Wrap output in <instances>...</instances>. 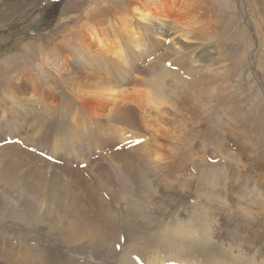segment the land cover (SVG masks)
I'll return each instance as SVG.
<instances>
[{
	"label": "rangeland",
	"instance_id": "rangeland-1",
	"mask_svg": "<svg viewBox=\"0 0 264 264\" xmlns=\"http://www.w3.org/2000/svg\"><path fill=\"white\" fill-rule=\"evenodd\" d=\"M171 1H176L175 4L180 6L183 0H163V3L167 5L166 2ZM129 2L132 1L0 0V131L5 132L3 126L9 121L7 116L3 122L1 113L12 108L11 98L14 96L28 97L31 90L35 89V97L46 99L47 102L43 107L39 105L40 109L33 101L26 108L21 102L18 106L21 107V112L19 115L12 112L15 115L13 118L11 113H4V117L10 115L13 120V132L16 136H8L9 142L7 138L0 137V174L7 164L2 160L8 162L10 159L1 156L12 144L18 153H22V149L34 153L36 149L61 161L53 164L34 153L31 160L21 156L25 163L16 161L15 166L7 168L14 171L16 179L12 191L23 192L28 176L35 180L37 188H33V199L31 195L27 199L31 212H18L0 201V247L7 243L15 246L16 238L20 236L23 244L31 247L33 244L37 245L39 252H42L40 247L44 248L45 256L49 257L45 261L47 264H85L84 261L90 264L91 261L76 255L80 249L68 244L58 233H51L49 222L56 221L54 218L60 212L59 217L66 216L67 209L52 210L58 206L53 205L57 200L44 196L46 199L42 204L46 209L38 211V204L40 206L41 202L34 198L37 195L41 197L50 188L48 183L41 182L48 174L58 179L60 186L65 183L61 189L67 193L70 191L71 196L81 198L84 195L79 213L80 219L87 220L79 229L82 228L81 232H88L90 237L84 236L79 242L91 238L92 243H95L93 245H97L95 248H99L97 251L95 249L97 259L91 264H126L131 260L146 264L147 257L153 258L160 254L162 256L159 255L158 259L165 256L166 259L168 255L183 248V257L180 254L177 256L182 257L178 260L180 262L193 258L195 261L192 259L190 262L194 264H220V261L221 264H236L233 263L234 258L239 257V264H261L259 262L264 260V181L260 183L259 180L264 179V70L257 65L261 40L255 33L250 8L241 4L240 0H204V6L212 16L206 20H210L213 26L211 36L215 38L212 40H187L171 32L168 25L152 23L141 24V27L133 20L134 32L140 33L142 40H149V48L146 47L143 51L139 46L134 48L130 44L125 46L126 44L120 43V51L123 52L118 57L123 63L119 64L102 58L95 35L103 37L104 50L114 49L117 38L112 36L115 33L111 31L110 22L112 19L119 23L124 14L121 12L122 7L129 5ZM157 3L147 2V7H156L163 15L170 13L167 11L169 6L161 8ZM104 12L108 13L102 17ZM126 13L131 14L128 11ZM116 36L120 41L128 40L125 34ZM92 57L103 61L100 64L94 63ZM179 59L181 62L187 59L188 62L181 63ZM259 59L260 63L264 62V50H261ZM205 71L209 72L206 74ZM71 77H79V82L95 85L94 91L97 93L101 92V88H112L135 100L128 101V104L135 112L148 117L150 133H153L152 130L157 131L160 139L157 144L159 149L163 148V152L161 149L159 151L162 155L164 153L163 157L166 156L165 162L160 166H152L149 153H154V146L142 147L140 144L143 142L134 145L135 139L130 134L124 135L126 140L115 146L114 143L110 144L112 140L109 137L107 142L102 139L108 136L107 131L99 130L104 127L102 125L93 126L89 136L82 135L83 128L77 129L76 127H80L77 123L69 126L67 120L76 106L74 102H71L72 105L65 104L71 98L68 95H72L73 89H76L75 85L69 84L75 81ZM194 82L196 86L193 85ZM197 86H200V90ZM47 91L51 94L49 98L44 95ZM53 98L61 99V104L53 102ZM101 98H95L91 104L109 108L111 101ZM211 99L214 103H211ZM49 103L60 106L54 116L46 113ZM233 104L246 130L242 129V123H231L229 117H226V109ZM13 106L17 105L13 103ZM192 107L196 109V113H190L189 108ZM161 115L167 117L174 131L167 133V136L157 128ZM38 126L45 133L32 141V133ZM140 126L141 124L135 130L138 131ZM230 129H234V132H230ZM13 132H8L5 136ZM78 132L80 137L75 138ZM93 132H97L100 137ZM243 135L247 137L246 143L250 142L248 149L233 141L244 142ZM252 153L259 156L260 161L256 164L260 168L249 173L245 166L251 162ZM27 162L33 165H27ZM83 163L85 167L80 168L79 165ZM32 166L33 173L24 174ZM77 177H81L80 180L83 178V183H78ZM71 179L76 183L72 184L74 181ZM85 184L92 190L87 191ZM3 194L0 197L8 200L9 196ZM47 199L54 201L49 202ZM104 206L107 207L103 209ZM34 212H39L37 219L33 217ZM46 215L50 216L49 219H44ZM16 216L23 217L22 221H13ZM45 220L48 221L45 223ZM184 226L186 229L194 227L192 230L196 228L200 232L208 231V240L190 238L193 241L190 246L189 240L178 239L183 244L180 248L177 245V248L170 247V244L164 242L166 233L168 236L170 233L171 236H176L174 233ZM165 251L171 253L166 254ZM64 259L66 261L63 263ZM0 264L14 263L1 254Z\"/></svg>",
	"mask_w": 264,
	"mask_h": 264
},
{
	"label": "bare ground",
	"instance_id": "bare-ground-1",
	"mask_svg": "<svg viewBox=\"0 0 264 264\" xmlns=\"http://www.w3.org/2000/svg\"><path fill=\"white\" fill-rule=\"evenodd\" d=\"M132 2L127 5L126 7H122V11L124 14H123V17L121 19H119V23H117L116 21H113L111 19V22L110 24L112 25V32L115 33L113 34L112 36L116 37L117 39V43H116V47L113 49H108V50H104L102 48V46L104 45L103 44V37L100 38L98 37L97 35H95V38L98 39V46H99V49H98V52H101V55H102V58L103 59H111L113 60L115 63H119V64H122L123 63V60L118 57V55L120 53H122L123 51H120L122 48L120 46V43H124L126 44L125 46H128L129 44L132 46V47H140L143 51H145L147 48H149V40H142V36L140 33L138 32H134L133 30V20L135 22H137V24H139V26H143V25H150L152 23H155V24H158L160 26H169L171 28V32L173 31V33H177L180 37H183L185 39H200V40H212V38L214 36H211V34H213V26L211 25V22L210 20L208 22H206L207 19H210L212 18L211 14L209 15L208 11H207V8L204 6V0H183L182 3L179 5H176L175 2L176 1H171V2H166L167 5H165V3H163V0H131ZM153 1H156L158 2L156 5H159L161 8H165V6H169V11L170 13L167 12V15H163V14H160L156 7H151V8H148L147 7V2H153ZM239 1V0H238ZM206 2V1H205ZM240 3H244L247 7L250 8V12L252 13L254 19L253 20V23L255 24V33L257 34L259 40H261V50H264V0H240ZM240 4V5H241ZM173 5L174 6V10H173ZM209 5V4H208ZM239 5V4H238ZM240 7V6H239ZM244 7V5H243ZM98 12V10H95ZM117 11V10H116ZM119 11V10H118ZM131 12V14L129 15H126L127 13L126 12ZM160 11V10H159ZM211 11V10H210ZM209 11V12H210ZM115 12V11H114ZM120 12V11H119ZM118 12V13H119ZM108 12H104L102 13V17L105 16ZM116 13V12H115ZM211 13V12H210ZM110 15V14H109ZM112 15V14H111ZM110 15V16H111ZM121 15V14H120ZM128 16V17H126ZM246 16V15H245ZM108 17V16H107ZM125 18V19H124ZM107 19V18H106ZM143 24V25H141ZM164 28V27H163ZM135 29V28H134ZM166 30V29H165ZM116 31H119L120 33L116 32ZM244 32V31H243ZM136 33V34H135ZM172 33V34H173ZM116 34H125V36H127L128 40L127 41H120L119 37L116 36ZM173 34V36H174ZM245 38H247V34L244 33L243 34ZM161 36V35H160ZM206 36V37H205ZM175 38L177 37V35L174 36ZM146 38V37H145ZM215 38V37H214ZM149 39V38H148ZM172 39V38H171ZM174 39V38H173ZM115 40V41H116ZM170 40V39H169ZM177 40V39H176ZM186 40V41H187ZM183 41V40H182ZM184 41V42H186ZM195 41V40H194ZM193 41V42H194ZM179 43V41H176ZM188 42V41H187ZM191 42V44L193 43ZM198 42V41H196ZM207 42V41H206ZM183 43V42H182ZM203 43V42H202ZM247 43H249L247 41ZM123 44V45H124ZM174 44V43H172ZM181 44V40H180V43ZM163 45V44H162ZM174 46V45H173ZM179 46V45H178ZM182 47V44L180 45ZM97 47V46H96ZM147 47V48H146ZM190 47V46H189ZM86 48V47H85ZM146 48V49H145ZM153 48V46H152ZM169 48H170V45H169ZM178 48V47H177ZM180 48V47H179ZM145 49V50H144ZM87 50V48H86ZM260 50V49H259ZM261 50L257 53V57H258V60H257V65L259 67H261L263 70H264V62L260 63V57H261ZM168 52V51H167ZM177 52V51H176ZM180 52V51H179ZM108 54H111V55H115V56H110ZM179 54V53H178ZM181 54V52H180ZM188 54V53H187ZM186 54V55H187ZM117 55V56H116ZM162 55V54H161ZM177 55V54H176ZM158 56V55H157ZM156 56V57H157ZM163 56H165L163 54ZM188 56V55H187ZM116 59H115V58ZM185 57V56H184ZM166 58V57H165ZM175 58V57H174ZM118 59V60H117ZM151 59V58H150ZM183 59V58H182ZM189 59V58H187ZM187 59H184L183 62H181V60L179 62L181 63H185L186 61L188 62ZM92 62L94 63H98L100 64V61H103L99 58V60L97 59V57H92L91 58ZM159 60V59H158ZM162 60V58H161ZM178 60V59H177ZM150 61V60H149ZM174 61V60H172ZM190 61V60H189ZM151 62V61H150ZM177 63V62H176ZM150 64V63H149ZM160 64V63H159ZM179 64V63H178ZM189 64V63H188ZM118 65V64H117ZM157 65V64H156ZM183 65V64H182ZM181 65V66H182ZM190 65V64H189ZM188 66V68H190ZM121 66V65H120ZM149 66V65H148ZM175 66V65H174ZM180 66V67H181ZM183 67V66H182ZM185 67V66H184ZM179 68V67H178ZM194 68V67H193ZM126 70V68H125ZM213 71V70H212ZM209 72V71H208ZM207 72V73H208ZM167 73V71H166ZM202 73V72H201ZM206 73V71H205ZM206 73V74H207ZM171 75V74H169ZM201 75V74H199ZM203 76V75H201ZM206 76V75H205ZM207 77V76H206ZM209 77V76H208ZM79 77H71L70 79L72 80H75V81H71L70 86H76V89H73V94L72 95H68L70 96V100H67L65 102L66 105H72L71 102L75 103L76 106L74 107V110H72L70 112V116L67 120V124L70 126V124H74V123H77L78 125H80V127H76L77 129H82L83 128V132H82V135H86V136H89V131L93 128V126L95 125H102L104 127H101L99 130L102 132L104 131H107L106 133H108V136H106V138H102L104 139L105 142H107V138L109 137L110 140H112V142L110 144H115V146H119L121 145L119 142L120 141H124L126 140L125 136L126 134H130L131 136L134 137L135 140L137 139H141L143 143H141L140 145L142 147H147L149 145H152L154 146L153 147V150H154V153H149L150 154V159L152 160L153 162V165L156 166H160L162 165L161 163L165 162L164 158L166 157H163V155L160 153V149H159V145L157 144L158 142V139H159V136H158V133L157 131L155 132L154 130L153 133H150V131L148 130L149 126L147 125V122H148V117L147 116H144L141 112L140 113H137L134 111V109L128 104V101L131 102H135V100H132V98H130L129 96H126L120 92H118V90H115V89H112V88H101V92L100 93H97L94 91V88H95V85L93 84H85V83H82V82H79L78 80ZM86 78H88L86 76ZM201 78V77H199ZM213 78V77H212ZM264 78V77H263ZM165 79V78H164ZM208 79V78H207ZM169 80V79H168ZM202 80V79H201ZM206 80V79H205ZM211 80V79H210ZM67 81V80H65ZM78 81V82H77ZM207 81V80H206ZM196 82H194V86ZM67 84H68V81H67ZM66 84V85H67ZM190 84V83H189ZM192 84V83H191ZM200 84V81L198 83V85ZM207 84V83H205ZM65 85V86H66ZM206 86V85H205ZM203 85V87H205ZM192 86H190L191 88ZM198 89L200 86H197ZM69 89H72V87H68ZM195 88V87H194ZM193 88V89H194ZM192 89V90H193ZM202 89V87H201ZM51 90V89H50ZM196 90V88H195ZM200 90V89H199ZM121 91V90H120ZM191 91V90H190ZM192 92V91H191ZM197 92H199L197 90ZM215 92V91H214ZM216 93V92H215ZM214 93V94H215ZM44 95L46 97H51V94L50 92H45ZM202 95V94H201ZM209 96L211 94H208ZM206 96V95H204ZM203 96V97H204ZM101 98V97H105L108 101H111L110 103V107L109 108H106L105 109V106L103 105H98V106H94L93 104H91V102L95 99V98ZM116 97V98H115ZM202 97V96H200ZM213 97V96H212ZM211 97V98H212ZM226 97V96H225ZM196 98V96H195ZM199 96L197 95V98L198 99ZM13 100V103H15L17 106L14 107L13 106V103L11 102V105H12V108H9V110L6 112H3L1 113V118L3 119V122L6 121V117L8 116L9 118V121L8 122H5L3 128H4V131L5 132H2L0 131V137L1 138H7L8 136H16L14 134V122L13 120L10 118V115H6L4 117V113H11V117L13 118L15 114H20L21 112V107H18L19 104L21 102H23V106L26 108L28 106L31 105L32 101L33 103H35L36 106H38V109H40L39 105L40 106H44L45 104H47L46 102V99H37L35 97V89H32L31 90V93L28 94V97H24V98H18L16 96H14L13 98H11ZM102 99V98H101ZM100 99V100H101ZM165 99V98H164ZM194 99V100H196ZM205 99V98H204ZM213 99V98H212ZM211 99V103H214L212 102L213 100ZM216 99V98H215ZM103 100V99H102ZM157 100V99H156ZM193 100V101H194ZM208 100V98H207ZM210 100V99H209ZM208 100V101H209ZM61 99H57V98H53V102L55 103H59L61 104ZM184 101V100H183ZM189 101V100H188ZM191 101V99H190ZM200 101V99H199ZM216 101V100H214ZM102 102V101H100ZM159 102V100H158ZM155 103V102H154ZM164 103V102H163ZM209 103V102H207ZM231 103V102H229ZM228 103V104H229ZM150 104V103H149ZM183 104V103H182ZM188 104V103H187ZM224 104V103H223ZM232 104V103H231ZM155 105V104H153ZM159 105V104H158ZM207 105V104H206ZM206 105H203L204 107ZM227 105V104H225ZM185 106V105H184ZM193 106V105H191ZM190 106V107H191ZM213 106V105H211ZM177 107V106H175ZM197 107V106H196ZM202 107V108H204ZM60 106L57 105V104H51L49 103L48 104V108H47V112L46 113H50L52 114L53 116L57 114L58 110H59ZM154 108V107H153ZM172 108V107H171ZM184 108V107H183ZM186 108V107H185ZM207 108V107H206ZM161 109V108H159ZM187 109V108H186ZM185 109V110H186ZM191 111L190 113H196V109L194 107L192 108H189ZM225 109V108H224ZM199 110V108H198ZM205 110V109H204ZM209 110V109H208ZM163 111V110H162ZM210 111V110H209ZM225 111V110H224ZM14 112V113H12ZM205 112V111H203ZM208 112V111H207ZM228 114L226 115V117H229V121L231 123H242L240 117H239V114L237 112V109L236 107L234 106H228V108L226 109L225 113ZM177 114V112H175ZM25 114V110L23 109V114ZM185 114V113H184ZM214 114V113H213ZM21 115V116H22ZM146 115V114H145ZM159 115V114H158ZM166 115V114H165ZM171 116V115H170ZM154 117V116H153ZM180 117V116H179ZM36 118V117H34ZM169 118V117H168ZM185 118H189V117H185ZM154 119V118H152ZM172 119V118H171ZM141 124L140 127H138V131L135 130V128ZM158 124L157 125V128L159 131H161L163 133L164 136H167L166 134L167 133H172L174 132L173 129L171 128L170 126V122L168 121L167 117L161 115L159 118H158ZM242 129L243 130H246L244 124L242 123L241 125ZM21 129V128H20ZM154 129V128H153ZM8 132H13V133H10L9 135L5 136ZM230 132H234V129H230ZM45 133V130L38 126V127H35L34 128V131L32 133V141L33 139H38L41 135H43ZM105 133V134H106ZM94 135L96 136H99V134L97 132H93ZM175 135V134H174ZM174 135H171V137H174ZM4 136V137H3ZM80 135H79V132L75 135V138H79ZM100 137V136H99ZM56 136L54 137V140H55ZM246 138L244 135H243V140L244 142L242 141H239V140H235L233 139V141L237 142V143H240V144H243L245 146H243V148H247L249 147V144L250 142L246 143ZM151 139V141L149 142L148 140ZM160 140V139H159ZM249 141V140H247ZM126 145V144H125ZM38 146V145H37ZM114 146V145H113ZM114 146V148H115ZM113 148V149H114ZM123 148V147H122ZM121 148V149H122ZM126 149V148H125ZM163 149V148H162ZM161 149V151H162ZM116 150V148H115ZM143 150V149H142ZM145 150V149H144ZM163 152V151H162ZM143 153V152H142ZM147 154V153H146ZM34 155V153L32 152H29L27 151L26 149H22V153H18L15 149V146L14 144H12V146L8 147L6 149V151L4 152V154H2L1 158H10L9 161L7 162L5 159L2 160L3 163H7L6 164V169H3L4 172L2 174H0V185H1V188L0 190L2 192H0V194H2V196H4L3 193H5L6 195L9 196V199H5V198H2L0 197V201L2 203H4L6 206H11L13 208V210H16L18 212H23V210H26V211H30V203L28 202V198L30 199V197L32 196V199L35 195H32L33 194V188H37L36 186V182L33 181L32 177L31 179L29 178V176L27 177V182L24 183V191L23 192H14L12 191V187L14 186L15 184V176H14V171L13 170H8L7 168H11L12 166H15V164L17 163L16 161H22L25 163V160L21 157V156H25L27 157L26 160H28V158H30L29 160L32 159V156ZM253 157L250 156L252 158L251 162L245 166V169H247L246 172L249 171V173L251 171H253L254 169H258L260 168V166H257L256 162H259L260 159H259V156H256V153H252ZM147 157V156H146ZM145 160V158H144ZM148 161V160H147ZM31 162V161H30ZM27 165L28 164H32V163H26ZM25 165V164H24ZM33 165V164H32ZM1 166V164H0ZM31 166V165H30ZM27 167V166H26ZM93 167V166H92ZM262 167V166H261ZM28 168V167H27ZM50 168V167H49ZM48 168V169H49ZM154 168V167H153ZM263 169V168H262ZM0 170L1 167H0ZM25 170V169H24ZM27 172H24V174L26 173L28 175V173H33V166L30 168V169H26ZM97 170V169H96ZM94 171V170H93ZM92 171V172H93ZM193 171V170H192ZM49 172V171H48ZM103 172V171H102ZM256 172V171H255ZM262 172V171H261ZM101 173V172H100ZM254 173V172H253ZM26 175V176H27ZM103 175V174H102ZM262 175V174H261ZM24 176V175H23ZM40 175H38L39 177ZM42 176V175H41ZM40 176V177H41ZM94 176V175H93ZM258 176V174H257ZM44 177V176H42ZM260 177V176H259ZM258 177V179H259ZM264 177V176H263ZM72 178V177H71ZM78 178V177H77ZM76 178V179H77ZM81 178V177H79ZM78 178V183H83V181L81 182V180H84L83 178L80 180ZM255 178V177H254ZM38 179V178H37ZM74 179V178H73ZM23 180V179H22ZM31 180V181H30ZM69 179L67 178V181ZM72 180V179H71ZM70 180V181H71ZM75 180V179H74ZM72 180V181H74ZM257 180V179H256ZM24 181V180H23ZM26 181V180H25ZM39 181H41V179H39ZM69 181V182H70ZM260 183H262L264 181V179H261L259 180ZM43 183H48L50 185V188L47 190V191H44L41 195V191L40 192H37V193H40L41 197L40 196H36L34 199L37 201L39 200L41 202L40 206L38 204V211L40 212L41 210L43 209H46L45 207H43L44 205L42 204L44 201V196H46L47 198H55V200H57V203L53 204V205H58L56 206V209H53L52 210H60L61 209H67V212H66V216L64 217H59L60 216V213L58 211V215L59 216H55L54 219H56V221H50L49 222V228L51 230V233H58L60 235L61 238L65 239L67 241L68 244H71L73 245L74 247H76L77 249H80V252L76 253V255L78 256H83L84 260H89V261H96L97 259V255H95V246L97 245H93L92 243V239L90 238L89 240H85L83 241L82 243L79 242L80 239H82L84 236H88L90 237V234L87 232L88 230H86L87 233H84V232H81L80 230L82 228L79 229L80 225L85 221L86 218H82L80 219V216L81 214L79 213V210L80 208L82 207L83 205V200L82 197L84 195H82L81 198H76L74 196H71V193L70 191L67 193V191L65 190H62L61 189V186H63V181H62V184L60 186V181H58V179H56L55 177H52L48 174L45 175L44 179L41 181ZM68 182V183H69ZM86 182V181H84ZM67 183V182H66ZM76 182L74 181V183L72 182V184H75ZM77 183V184H78ZM88 183V182H87ZM258 183V182H257ZM71 184V185H72ZM76 184V186H77ZM66 185V184H65ZM70 185V184H69ZM84 185V184H83ZM86 185V184H85ZM257 185V184H256ZM255 185V186H256ZM259 185V184H258ZM262 184H260L261 186ZM80 186V185H79ZM78 186V187H79ZM85 188H87V185L84 186ZM83 187V188H84ZM72 188V187H71ZM74 188V187H73ZM82 188V187H81ZM40 189V187H39ZM68 190V188H67ZM69 190H70V187H69ZM72 190V189H71ZM74 190V189H73ZM72 190V191H73ZM83 190V189H82ZM88 190H92V189H88L87 188V191ZM75 191L77 192L78 189H75ZM80 191V190H79ZM85 191V193L87 192ZM262 191V190H261ZM49 192H52L53 194H50ZM84 192V191H83ZM70 193V195H69ZM80 193V192H79ZM84 193V194H85ZM128 193V192H127ZM82 194V192H81ZM31 195V196H29ZM128 195V194H127ZM133 195V194H132ZM179 196V195H178ZM177 197V196H176ZM53 198V199H54ZM258 199V198H257ZM48 200V199H47ZM45 200V201H47ZM49 202L51 201H54V200H51L49 199L48 200ZM47 201V202H48ZM38 202V201H37ZM46 202V203H47ZM56 202V201H55ZM37 204V203H36ZM50 204V203H49ZM48 204V205H49ZM51 204V205H52ZM86 204V203H85ZM52 205V206H53ZM33 206V205H32ZM37 206V205H36ZM196 206V205H195ZM34 207V206H33ZM49 207V206H48ZM55 207V206H54ZM107 206H104L103 209H105ZM11 208V209H12ZM36 208V207H35ZM50 208V207H49ZM195 208V207H194ZM50 210V209H49ZM64 211V210H63ZM31 212V211H30ZM33 212V211H32ZM39 212H34L33 214V217L37 219V216L39 214ZM46 212V211H45ZM44 212V213H45ZM50 212V211H49ZM52 212V211H51ZM55 212V211H54ZM53 212V213H54ZM31 214V216H32ZM50 214V213H49ZM30 215V214H29ZM53 215V214H52ZM55 215V213H54ZM65 215V214H64ZM83 216V215H82ZM50 217V216H49ZM48 215H46L44 217V219H49ZM18 216L14 217L13 221H22V218H20ZM34 218H31V219H34ZM100 219V218H99ZM87 220V219H86ZM95 220H97V217L95 218ZM33 221V220H32ZM46 221L48 220H45V223ZM166 221V220H165ZM168 221V220H167ZM48 223V222H47ZM87 223V225H89L88 222H85ZM168 223V222H167ZM84 224V223H83ZM82 224V225H83ZM96 224V223H95ZM166 224V223H165ZM163 224V225H165ZM211 224V223H210ZM28 225V224H27ZM162 225V226H163ZM189 225V224H188ZM84 226V225H83ZM86 226V225H85ZM161 226V225H160ZM159 226V227H160ZM168 226V225H167ZM172 226V225H170ZM175 226V225H174ZM187 226V225H185ZM184 226L183 229H181L180 227V231L179 232H176L177 231V225H176V230H174L176 233V238L174 236H171V233L168 235L165 234V232H163L165 234L164 236V242H166L167 244H170V247L173 246L174 248H177L176 245L178 246V248L182 247V241L181 243L178 242V239H184V240H189L190 241V238H194V237H198L201 240H204V241H207L209 236H208V231L206 230H202L201 232L199 231V229L197 230H192L193 228H188L186 229V227ZM251 227V226H250ZM259 227V226H258ZM85 228V227H84ZM108 228V227H107ZM171 228H174L173 226ZM158 229V228H157ZM179 229V228H178ZM208 229V228H207ZM253 229V228H252ZM92 230V229H91ZM257 230V229H256ZM160 231V230H159ZM165 231V230H164ZM172 231V229H171ZM243 231V229H242ZM162 232V231H161ZM159 232V234L161 233ZM167 232H170L167 231ZM173 232V231H172ZM199 232V233H198ZM211 232V230H210ZM253 232H256V231H253ZM161 233V234H163ZM108 234V233H107ZM58 235V236H59ZM173 235V234H172ZM99 236V235H98ZM210 237H213V236H210ZM246 237V236H245ZM197 238V239H198ZM17 241H16V245H12L10 246L8 243L6 246H2L0 247V255L3 254L4 256H7L10 260L13 261L14 264H47L45 261L48 260L49 257L45 256V250L43 247H40L39 249L42 251V252H39L36 248H38L39 246L33 244V247L31 246H27V244H23L22 242H20L23 238H21L20 236H18L17 238ZM110 239V238H109ZM198 239V240H199ZM250 240V238H248ZM252 239V238H251ZM83 240V239H82ZM211 240V238H210ZM29 241H32V239H30ZM74 241V242H73ZM114 241V240H113ZM112 241V242H113ZM163 242V243H164ZM193 242L192 240L190 241V246H192L193 244L191 243ZM195 242V241H194ZM22 243V244H21ZM31 243V242H30ZM36 244V243H35ZM95 244V243H94ZM97 244V243H96ZM100 244V243H98ZM115 244V243H114ZM192 244V245H191ZM252 244H256V243H252ZM104 245V244H102ZM125 245V244H124ZM166 244L164 243L163 246H165ZM186 245V244H185ZM115 246V245H114ZM123 246V245H122ZM169 246V245H168ZM167 246V247H168ZM256 246V245H255ZM100 247H101V244H100ZM107 247V246H106ZM166 247V248H167ZM260 247V246H259ZM118 248V247H116ZM120 248V247H119ZM126 248V246H125ZM164 248V247H163ZM186 248V247H185ZM187 248L190 249L191 251V248L187 246ZM186 248V250H187ZM193 248V247H192ZM99 249V248H98ZM96 249V251L98 250ZM103 249V248H102ZM115 249V248H114ZM142 249V248H141ZM169 249V248H168ZM173 249V248H172ZM82 250V251H81ZM108 250V249H107ZM106 250V251H107ZM121 250V249H119ZM130 250V249H129ZM161 250H162V247H161ZM184 248L181 250L183 251ZM259 250V249H258ZM257 250V252H258ZM75 251V250H74ZM105 251V250H104ZM105 251V252H106ZM149 251V250H148ZM164 251V250H163ZM169 251H172V250H169ZM168 251V252H169ZM179 250H176V253L175 254H170L171 252H169L170 255L167 256V258L165 259L162 258L161 260L158 259L159 258V255H157L156 257L153 256L152 257H147L146 260V264H165V263H168V262H176L178 260H181V258L183 257L182 254H181V251ZM189 251V250H188ZM187 251V253H188ZM189 251V252H190ZM77 252V251H76ZM102 252V251H101ZM124 252V251H123ZM156 252H157V249H156ZM166 252V251H165ZM166 252V254L168 253ZM100 253V252H98ZM104 253V252H103ZM125 253V252H124ZM158 253V252H157ZM160 253V252H159ZM192 253V252H191ZM101 254V253H100ZM108 254V253H107ZM107 254L105 255L106 257ZM127 254V253H126ZM164 254V253H162ZM165 254V255H166ZM181 255L182 257H177L178 255ZM190 254V253H189ZM188 254V255H189ZM194 254V253H193ZM260 254V253H259ZM111 255V254H110ZM130 255V254H129ZM151 255V254H150ZM179 255V256H180ZM104 256V254H103ZM101 255V257H103ZM116 256V255H115ZM118 256V254H117ZM123 256V255H122ZM121 256V257H122ZM136 256V255H135ZM148 256V255H147ZM162 255H160L161 257ZM164 256V255H163ZM77 257V256H76ZM105 257V258H106ZM111 257V256H110ZM114 257V256H113ZM131 257V256H130ZM155 257V258H154ZM158 257V258H157ZM185 257V255H184ZM263 257V256H262ZM99 258V257H98ZM117 258V257H116ZM124 258V257H123ZM127 258V257H126ZM132 258V257H131ZM135 259V257H133ZM142 258V257H141ZM188 258H191V257H188ZM195 258V257H194ZM82 259V258H81ZM107 259V258H106ZM114 259V258H113ZM112 259V260H113ZM143 259V258H142ZM165 259V260H164ZM184 259V258H183ZM187 259V258H186ZM193 259V258H192ZM191 259V260H192ZM213 259V258H212ZM261 259V258H260ZM51 260V258H50ZM77 260V258H76ZM80 260V259H79ZM78 260V261H79ZM110 260V259H109ZM130 260V259H129ZM136 260V259H135ZM138 260V259H137ZM141 260V259H140ZM145 260V261H146ZM185 260V259H184ZM190 260V259H189ZM190 260V261H191ZM234 262L233 263H236V264H239L240 261L238 260H241L239 259V257L237 258H234ZM66 261V259L62 260V262L64 263ZM101 261V260H100ZM139 261V260H138ZM167 261V262H166ZM190 261H187L185 260V262H183L184 264L187 263V264H192ZM193 261H195V259H193ZM210 261V260H209ZM219 262V260H217ZM257 261H260L259 259ZM76 262V261H74ZM82 262V261H81ZM80 262V263H81ZM90 262V264H91ZM104 262V261H103ZM117 262V261H116ZM120 262H123V261H120ZM165 262V263H164ZM180 262V261H178ZM200 262V261H199ZM203 262V261H202ZM211 262V261H210ZM85 264H89L87 261H84ZM106 263V262H105ZM119 263V262H118ZM117 263V264H118ZM136 263V262H135ZM133 260L131 261H128V263L126 264H135ZM138 263V262H137ZM136 263V264H137ZM204 263V262H203ZM202 263V264H203ZM213 263V262H212ZM259 263H264V260H261V262ZM66 264V263H64ZM69 264V263H68ZM73 264V263H72ZM92 264H98L97 262L96 263H92ZM101 264V263H99ZM103 264V263H102ZM111 264V263H110ZM121 264V263H120ZM207 264V263H205ZM215 264V263H213ZM220 264H221V261H220ZM225 264V263H223ZM258 264V263H256Z\"/></svg>",
	"mask_w": 264,
	"mask_h": 264
}]
</instances>
